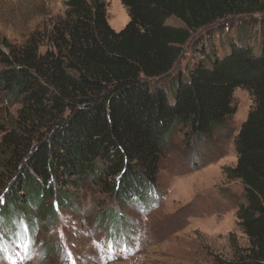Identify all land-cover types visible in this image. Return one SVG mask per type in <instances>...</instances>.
Masks as SVG:
<instances>
[{
	"label": "trees",
	"instance_id": "16d2710c",
	"mask_svg": "<svg viewBox=\"0 0 264 264\" xmlns=\"http://www.w3.org/2000/svg\"><path fill=\"white\" fill-rule=\"evenodd\" d=\"M62 2L47 27L0 46V93L19 105L0 137V220L54 215L88 182L118 205L148 206L176 133L210 142L243 87L253 106L224 173L243 187L236 217L249 244L211 264H264V0H121L120 30L105 0ZM107 214L126 246L122 214Z\"/></svg>",
	"mask_w": 264,
	"mask_h": 264
},
{
	"label": "rangeland",
	"instance_id": "374dc122",
	"mask_svg": "<svg viewBox=\"0 0 264 264\" xmlns=\"http://www.w3.org/2000/svg\"><path fill=\"white\" fill-rule=\"evenodd\" d=\"M105 2L109 25L122 29L129 16L121 0ZM63 13L62 0H0V46L3 40L22 43ZM185 61L172 73L183 71ZM233 105L227 127L210 142L185 145L176 133V148L162 158L158 190L151 191L146 207L118 205L88 182L75 189L69 207L55 205L54 215L37 211L30 222L18 217L15 228L0 220V264H211L216 256L231 259L249 242L236 217L243 187L239 180H228L224 171L236 164L233 140L253 106L250 92L236 88ZM18 107L0 93V137ZM110 210L122 214L126 246L117 245Z\"/></svg>",
	"mask_w": 264,
	"mask_h": 264
},
{
	"label": "bare ground",
	"instance_id": "6f19581e",
	"mask_svg": "<svg viewBox=\"0 0 264 264\" xmlns=\"http://www.w3.org/2000/svg\"><path fill=\"white\" fill-rule=\"evenodd\" d=\"M119 20H120V18H118V20H115V21H117V22H118Z\"/></svg>",
	"mask_w": 264,
	"mask_h": 264
}]
</instances>
